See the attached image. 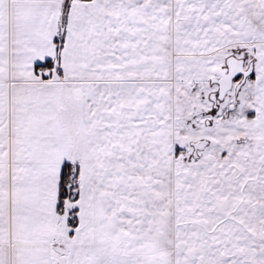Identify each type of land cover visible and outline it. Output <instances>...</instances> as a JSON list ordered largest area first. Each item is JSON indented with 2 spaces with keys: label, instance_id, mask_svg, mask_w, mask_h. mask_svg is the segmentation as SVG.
<instances>
[{
  "label": "snow or ice",
  "instance_id": "obj_1",
  "mask_svg": "<svg viewBox=\"0 0 264 264\" xmlns=\"http://www.w3.org/2000/svg\"><path fill=\"white\" fill-rule=\"evenodd\" d=\"M0 264H264V0H0Z\"/></svg>",
  "mask_w": 264,
  "mask_h": 264
}]
</instances>
